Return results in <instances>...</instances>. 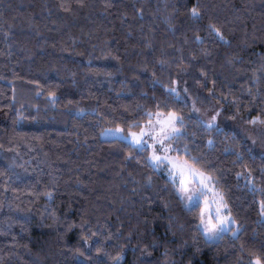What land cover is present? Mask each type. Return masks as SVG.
<instances>
[{
  "label": "trees",
  "instance_id": "1",
  "mask_svg": "<svg viewBox=\"0 0 264 264\" xmlns=\"http://www.w3.org/2000/svg\"><path fill=\"white\" fill-rule=\"evenodd\" d=\"M161 101L236 234L206 239L147 148L99 138ZM231 116L264 126V0H0V264H264V154Z\"/></svg>",
  "mask_w": 264,
  "mask_h": 264
},
{
  "label": "snow or ice",
  "instance_id": "2",
  "mask_svg": "<svg viewBox=\"0 0 264 264\" xmlns=\"http://www.w3.org/2000/svg\"><path fill=\"white\" fill-rule=\"evenodd\" d=\"M190 12L194 17L199 15V9L196 7H193ZM209 28L220 39H224L218 28L213 25H209ZM197 39L200 38L197 37ZM166 91L176 94L175 88L166 89ZM162 107H167L163 101L158 102L155 112L144 113L148 119L140 126L139 132H129L124 135L122 130L117 127L116 129H106L104 133L127 141L138 150L151 149L147 156L148 162L155 169L166 166L168 181L173 185L185 206L191 210L195 204H202L198 229L206 239H217L230 228L235 234L240 230V227L231 215L224 193L216 187L218 183L216 177L207 170L208 163L203 161L201 156L192 155L186 144L183 148L179 146V138L183 135V117L172 110L165 113L161 110ZM257 119L254 117L252 122H256ZM215 121L216 116L213 115L206 122V126H215ZM138 123V121H133L130 127H135ZM181 152H183V156L180 155ZM237 175L239 176L240 173ZM247 184L253 191L258 190L251 177L247 178ZM260 210L264 215V201H261ZM234 225L235 227H233ZM118 259L119 257L113 261V264H118ZM254 264H262V262L260 259H256Z\"/></svg>",
  "mask_w": 264,
  "mask_h": 264
},
{
  "label": "rangeland",
  "instance_id": "3",
  "mask_svg": "<svg viewBox=\"0 0 264 264\" xmlns=\"http://www.w3.org/2000/svg\"><path fill=\"white\" fill-rule=\"evenodd\" d=\"M174 88L176 89V87H174ZM177 93L179 95H182L181 92H177ZM189 100H190V104L192 107V113L194 115L200 117L201 119H203L205 121H208L213 115L216 116V120L218 119V114H217L218 106L215 102H211L207 106L202 107L200 105H197L191 98ZM252 121H253V117L249 118V119H244V118L239 117V116H231V117L222 119V121H221V123H219V125L226 126V127L230 128L234 134H237V135L241 136L243 139H245L249 143L251 148H253L254 150L258 149L257 151H260L261 153L263 152V154H264V126H262L261 124H259L257 122L253 123ZM117 127H119L122 130L124 135H127L129 132H139V129H140V127H139L136 130H124L119 125H117V126H106L100 130L99 138L100 139H118V138H114L112 135L104 133V130H106V129H116ZM150 151H151V149H148V155H149ZM173 155H175V154L173 153ZM159 169L162 170L167 176L166 166H161ZM197 204H199L200 208H201L202 204L201 203H197ZM224 214L227 215L228 213H224ZM233 227H235V225ZM228 231H230L232 234H234L231 228L227 229L224 232H228ZM213 240H215V239H213Z\"/></svg>",
  "mask_w": 264,
  "mask_h": 264
}]
</instances>
